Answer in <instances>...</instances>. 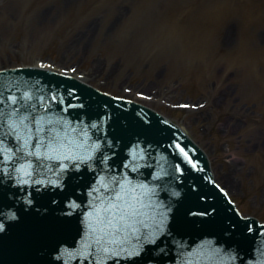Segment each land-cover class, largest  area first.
I'll list each match as a JSON object with an SVG mask.
<instances>
[{
  "label": "water",
  "instance_id": "95a60500",
  "mask_svg": "<svg viewBox=\"0 0 264 264\" xmlns=\"http://www.w3.org/2000/svg\"><path fill=\"white\" fill-rule=\"evenodd\" d=\"M114 104L54 75L0 74V264L264 260V230L235 215L199 157Z\"/></svg>",
  "mask_w": 264,
  "mask_h": 264
},
{
  "label": "rangeland",
  "instance_id": "374dc122",
  "mask_svg": "<svg viewBox=\"0 0 264 264\" xmlns=\"http://www.w3.org/2000/svg\"><path fill=\"white\" fill-rule=\"evenodd\" d=\"M36 61L114 95H155L144 103L264 220V0H0V67Z\"/></svg>",
  "mask_w": 264,
  "mask_h": 264
},
{
  "label": "snow or ice",
  "instance_id": "6c2138e0",
  "mask_svg": "<svg viewBox=\"0 0 264 264\" xmlns=\"http://www.w3.org/2000/svg\"><path fill=\"white\" fill-rule=\"evenodd\" d=\"M13 103H15V101H13ZM184 107H187V106H184ZM24 119H25V118H21L20 121H19V123L23 124V123H24ZM2 151H3V150L0 149V152H2ZM21 167H23V165H21ZM15 170H16V171H19V168L15 169ZM26 175L31 176L32 173H31V172H27ZM259 264H264V260H261V261L259 262Z\"/></svg>",
  "mask_w": 264,
  "mask_h": 264
},
{
  "label": "bare ground",
  "instance_id": "6f19581e",
  "mask_svg": "<svg viewBox=\"0 0 264 264\" xmlns=\"http://www.w3.org/2000/svg\"><path fill=\"white\" fill-rule=\"evenodd\" d=\"M228 129L230 130V128H228ZM229 130H228V131H229ZM259 146H260V145H259Z\"/></svg>",
  "mask_w": 264,
  "mask_h": 264
}]
</instances>
